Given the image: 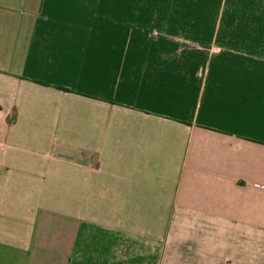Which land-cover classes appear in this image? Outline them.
Wrapping results in <instances>:
<instances>
[{
	"label": "crops",
	"instance_id": "obj_1",
	"mask_svg": "<svg viewBox=\"0 0 264 264\" xmlns=\"http://www.w3.org/2000/svg\"><path fill=\"white\" fill-rule=\"evenodd\" d=\"M0 264H264V0H0Z\"/></svg>",
	"mask_w": 264,
	"mask_h": 264
}]
</instances>
